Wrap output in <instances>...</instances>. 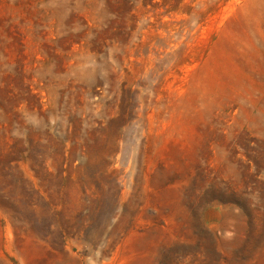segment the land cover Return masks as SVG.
Returning a JSON list of instances; mask_svg holds the SVG:
<instances>
[{
	"label": "rangeland",
	"instance_id": "obj_1",
	"mask_svg": "<svg viewBox=\"0 0 264 264\" xmlns=\"http://www.w3.org/2000/svg\"><path fill=\"white\" fill-rule=\"evenodd\" d=\"M0 264H264V0H0Z\"/></svg>",
	"mask_w": 264,
	"mask_h": 264
}]
</instances>
